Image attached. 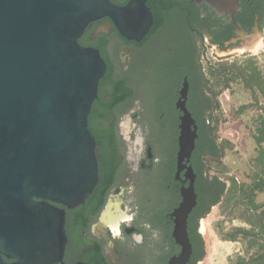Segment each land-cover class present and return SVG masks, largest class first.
I'll list each match as a JSON object with an SVG mask.
<instances>
[{"label":"flooded vegetation","instance_id":"flooded-vegetation-1","mask_svg":"<svg viewBox=\"0 0 264 264\" xmlns=\"http://www.w3.org/2000/svg\"><path fill=\"white\" fill-rule=\"evenodd\" d=\"M109 1L130 9L127 17L140 19L138 26L152 21L137 39L106 15L90 21L79 38L106 64L88 115L99 179L78 205L57 204L65 210L67 244L56 264H170L182 251L174 212L191 183L186 166L196 174L197 204L187 228L193 249L187 264H195L198 244L207 250V220L217 206L202 215L208 201L196 167L208 180L228 173L221 160L234 142L223 130L225 104L231 112L239 50L264 38V0ZM183 106L198 136L179 173Z\"/></svg>","mask_w":264,"mask_h":264},{"label":"water","instance_id":"water-1","mask_svg":"<svg viewBox=\"0 0 264 264\" xmlns=\"http://www.w3.org/2000/svg\"><path fill=\"white\" fill-rule=\"evenodd\" d=\"M131 13L109 0H0V264L63 262L66 219L57 204L78 205L99 179L88 115L106 64L79 38L90 21L109 15L140 39L152 20L138 26ZM183 109L179 173L198 136ZM186 168L191 183L174 212L182 251L170 264H187L193 251L187 228L196 174Z\"/></svg>","mask_w":264,"mask_h":264},{"label":"trees","instance_id":"trees-1","mask_svg":"<svg viewBox=\"0 0 264 264\" xmlns=\"http://www.w3.org/2000/svg\"><path fill=\"white\" fill-rule=\"evenodd\" d=\"M234 70L237 81L251 95V101L240 105L235 115L239 118L246 112H254L252 120L256 153L250 157L248 180L237 175H226L219 181L208 180L202 169L196 167L200 182L204 183L206 189L202 196L208 201L202 215L209 213L212 206L220 205L225 218L219 220L214 228L221 241L242 244L236 264H264V202L257 200L258 193L264 191V65L258 62L257 57L249 56L237 60ZM212 74L214 78L219 77L216 72ZM236 219H241L243 224H233L229 229L225 227L226 221ZM198 245L201 252H198L195 264L203 261L207 253L203 242Z\"/></svg>","mask_w":264,"mask_h":264},{"label":"rangeland","instance_id":"rangeland-1","mask_svg":"<svg viewBox=\"0 0 264 264\" xmlns=\"http://www.w3.org/2000/svg\"><path fill=\"white\" fill-rule=\"evenodd\" d=\"M246 48L248 47L245 46L239 50L236 61L255 56L258 62L264 65V38L259 45L252 47L250 50ZM233 88L232 106L233 109L235 107L237 110L240 105L251 101V95L243 84L238 81ZM225 105L227 112H225L226 116L224 117H226L227 124L223 130L230 135L234 142V150L229 153L228 158H223L222 160L221 168L228 172L222 176L225 178L226 175H237L243 180H248L247 173L250 171V157L256 153V143L253 138L255 126L252 120L254 112H246L237 118L235 114L233 115V109L231 112L229 111L231 104L226 102ZM257 200L264 202V191L258 193ZM224 218L225 215L221 213L220 205L215 206L212 215L207 220V255L201 264H236L242 244L221 241L214 228L216 223ZM233 224H243V221L241 219L228 220L225 223V227L229 229Z\"/></svg>","mask_w":264,"mask_h":264}]
</instances>
